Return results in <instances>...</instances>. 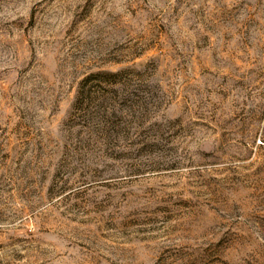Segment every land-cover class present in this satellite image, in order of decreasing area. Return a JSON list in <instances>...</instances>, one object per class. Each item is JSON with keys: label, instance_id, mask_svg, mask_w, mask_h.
<instances>
[{"label": "rangeland", "instance_id": "obj_1", "mask_svg": "<svg viewBox=\"0 0 264 264\" xmlns=\"http://www.w3.org/2000/svg\"><path fill=\"white\" fill-rule=\"evenodd\" d=\"M0 264H264V0H0Z\"/></svg>", "mask_w": 264, "mask_h": 264}]
</instances>
